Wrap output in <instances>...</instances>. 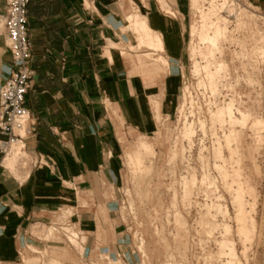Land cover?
Masks as SVG:
<instances>
[{
    "label": "rangeland",
    "instance_id": "1",
    "mask_svg": "<svg viewBox=\"0 0 264 264\" xmlns=\"http://www.w3.org/2000/svg\"><path fill=\"white\" fill-rule=\"evenodd\" d=\"M185 1L184 10L162 9L180 16L183 31L168 97L159 75L172 64L149 50L141 22L127 20L135 39L124 40L125 56L144 61L154 97L143 126L121 132L105 185L112 198L97 214L101 243L86 236L81 253L62 233L57 249L35 248L23 264H264V0ZM122 2L126 19L158 10L155 0ZM5 9L0 0V79L10 58ZM217 26V44L201 42ZM159 56L168 63L156 68ZM23 161L15 157L11 174L28 170Z\"/></svg>",
    "mask_w": 264,
    "mask_h": 264
},
{
    "label": "crops",
    "instance_id": "2",
    "mask_svg": "<svg viewBox=\"0 0 264 264\" xmlns=\"http://www.w3.org/2000/svg\"><path fill=\"white\" fill-rule=\"evenodd\" d=\"M185 2L155 0L157 11L126 19L122 7L127 2L122 0H31L27 20L33 78L25 107L34 133L25 147L38 164L18 169L16 175L5 168L6 159L0 167V263L19 264L30 254L27 245H38L29 236L34 226L49 223L66 207L74 210L77 229L88 234L91 245L99 239L105 228L97 214L112 198L105 185L121 132L143 126L141 118L154 97L139 73L144 61L133 64L125 56L130 51L123 49L124 40L135 39L127 20L145 22L149 50L165 53L172 64L159 75L168 97L178 89L172 70L182 52L183 31L180 16L162 9L181 10ZM156 38L161 50L151 46ZM167 59L159 56L155 67L167 65ZM3 65L0 80L13 69L10 58ZM56 260L62 263L59 255Z\"/></svg>",
    "mask_w": 264,
    "mask_h": 264
},
{
    "label": "built area",
    "instance_id": "3",
    "mask_svg": "<svg viewBox=\"0 0 264 264\" xmlns=\"http://www.w3.org/2000/svg\"><path fill=\"white\" fill-rule=\"evenodd\" d=\"M31 0H6V9L2 13L3 27L7 37V49L10 54L13 69L4 71L7 78L0 80V136L6 138L0 140V167L3 168L4 159L11 153L13 146L21 147L20 159L29 166L35 163L25 147L26 139L34 133V126L30 121V115L25 107L26 96L30 91L33 73L29 69V63L33 56L32 45L28 37L27 8ZM41 163V161H40ZM49 223L37 224L30 231L29 236L38 245H27V250L36 254L35 248H46L55 250L59 245L61 234L65 236L67 244L74 246L68 240L65 230L75 229L74 216L64 222H58V214ZM41 229V231H40ZM39 230L40 232H35ZM49 230L59 232L58 237H49ZM84 233L78 235V242L82 247L86 240ZM58 241V242H57ZM24 258V257H23ZM25 261L22 259L21 264Z\"/></svg>",
    "mask_w": 264,
    "mask_h": 264
},
{
    "label": "bare ground",
    "instance_id": "4",
    "mask_svg": "<svg viewBox=\"0 0 264 264\" xmlns=\"http://www.w3.org/2000/svg\"><path fill=\"white\" fill-rule=\"evenodd\" d=\"M259 1V0H258ZM161 3V2H160ZM164 8V7H163ZM231 16V15H230ZM233 17V16H232ZM135 21V20H134ZM207 21V19L206 18H204V23ZM206 24V23H205ZM135 25H136V23H135ZM141 25H144L143 26V29L145 30V28L146 29H148V27H146L145 26V23L144 22H141ZM207 26V25H206ZM145 27V28H144ZM138 28H141V26H139ZM142 29V28H141ZM142 29V30H143ZM145 33V32H144ZM221 29H220V27H216V30H215V32H214V34H213V36H204V35H200V40H201V42H203L204 44L205 43H210V44H213V45H215V43L217 44V41H218V39H220V37H221ZM146 35V34H145ZM148 35L149 34H147V36L146 37H148ZM145 37V38H146ZM154 42H152V44H151V46H153V48H155V49H158V50H160V49H162V42L160 41V39H158V38H156V39H154L153 40ZM160 48V49H159ZM140 141V140H139ZM142 143V142H141ZM144 147V149H147V147L146 146H143ZM147 151H148V149H147ZM20 154H21V147L20 146H13V148L11 149V153L5 158L6 159V161H5V168L6 169H8V170H10L11 169V167L13 166V163H14V161H15V157L17 158V160L19 159V156H20ZM130 156V155H129ZM132 158V157H131ZM137 162H138V164H139V166H141L140 165V161H141V157H140V155H138L137 156ZM131 161H132V159H131ZM133 162V161H132ZM133 164V163H132ZM134 166V165H133ZM141 169V168H140ZM136 170V169H135ZM241 204H242V201H241V203L240 204H238V205H240L241 206ZM239 206V207H240ZM243 209V208H242ZM242 211H241V214L240 215H242ZM74 215V210L73 209H71V208H68V207H66V208H64V209H62L60 212H59V214H58V222H64L65 220H67L68 218H70L71 216H73ZM240 217V216H239ZM243 224H244V222H243ZM249 224V223H248ZM252 224V223H251ZM36 229H38V228H36ZM253 229V228H252ZM247 230V229H246ZM245 229H243L242 228V232H244V231H246ZM37 231H39V230H37ZM40 231H41V229H40ZM39 231V232H40ZM65 232H66V235H67V238H68V240H70V242L75 246V247H77L78 249H80V251H81V253H83V248L80 246V243L78 242L79 240H78V235L79 234H81L82 232H80L78 229H77V227H75V229L73 228V229H66L65 230ZM241 233V232H240ZM246 234H248L247 232H245ZM243 234V233H242ZM249 235V234H248ZM48 236L49 237H58L59 236V232L58 231H55V230H49V232H48ZM82 249V250H81ZM112 260H114V259H112ZM115 261H119V260H115ZM19 264H21V262L19 263ZM108 264H111V259H109L108 260Z\"/></svg>",
    "mask_w": 264,
    "mask_h": 264
}]
</instances>
